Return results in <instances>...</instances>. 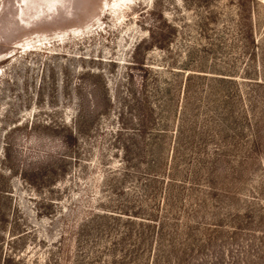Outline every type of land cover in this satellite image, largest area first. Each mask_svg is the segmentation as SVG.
<instances>
[{"label": "rangeland", "instance_id": "rangeland-1", "mask_svg": "<svg viewBox=\"0 0 264 264\" xmlns=\"http://www.w3.org/2000/svg\"><path fill=\"white\" fill-rule=\"evenodd\" d=\"M126 1L0 0V264H264V0Z\"/></svg>", "mask_w": 264, "mask_h": 264}, {"label": "bare ground", "instance_id": "bare-ground-1", "mask_svg": "<svg viewBox=\"0 0 264 264\" xmlns=\"http://www.w3.org/2000/svg\"><path fill=\"white\" fill-rule=\"evenodd\" d=\"M126 3H127L128 6L130 5L127 1L125 2V0H120V1L119 0H116V6L117 7L119 6L118 9H121Z\"/></svg>", "mask_w": 264, "mask_h": 264}, {"label": "trees", "instance_id": "trees-1", "mask_svg": "<svg viewBox=\"0 0 264 264\" xmlns=\"http://www.w3.org/2000/svg\"><path fill=\"white\" fill-rule=\"evenodd\" d=\"M72 134L75 135V130H74V133H73V131H72ZM0 195H1V192H0ZM7 261L10 262V261H11V257L7 258ZM5 262H6V259H5Z\"/></svg>", "mask_w": 264, "mask_h": 264}]
</instances>
